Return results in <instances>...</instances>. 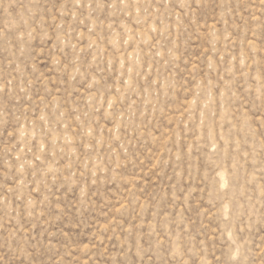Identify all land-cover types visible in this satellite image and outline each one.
I'll list each match as a JSON object with an SVG mask.
<instances>
[{
  "label": "rangeland",
  "instance_id": "374dc122",
  "mask_svg": "<svg viewBox=\"0 0 264 264\" xmlns=\"http://www.w3.org/2000/svg\"><path fill=\"white\" fill-rule=\"evenodd\" d=\"M0 264H264V0H0Z\"/></svg>",
  "mask_w": 264,
  "mask_h": 264
}]
</instances>
